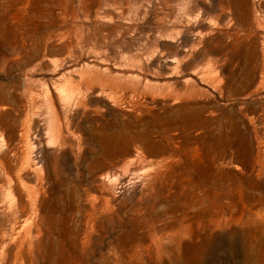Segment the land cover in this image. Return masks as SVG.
<instances>
[{
	"label": "rangeland",
	"instance_id": "rangeland-1",
	"mask_svg": "<svg viewBox=\"0 0 264 264\" xmlns=\"http://www.w3.org/2000/svg\"><path fill=\"white\" fill-rule=\"evenodd\" d=\"M1 2L0 264H50L52 242L58 264H264V20L222 0ZM148 220L189 227L190 249H111Z\"/></svg>",
	"mask_w": 264,
	"mask_h": 264
},
{
	"label": "bare ground",
	"instance_id": "bare-ground-1",
	"mask_svg": "<svg viewBox=\"0 0 264 264\" xmlns=\"http://www.w3.org/2000/svg\"><path fill=\"white\" fill-rule=\"evenodd\" d=\"M13 1L19 2L21 0H13ZM222 1L224 2V4L223 2H221V7L224 11L228 13V15L232 12L235 13V18L232 16H229L228 18L229 20L232 19L230 20L231 22H233L235 19V21L240 25H246V26L255 25L259 27L261 24V21L264 20V4L260 7V9L256 7L251 9L249 0H222ZM29 2L30 0H26L27 4H29ZM3 8L4 7L0 0V13L3 12ZM3 26H4V17L2 14H0V31L3 29ZM196 33H197V36L199 37L202 35L201 34L202 32H200V30H198ZM244 34L245 32L241 29L240 36L238 34L235 37L237 40H239L240 38H242ZM239 43L246 46L249 52L251 51L252 54L256 53L257 51L256 43L247 44L242 41ZM263 57H264V54H263ZM251 60L253 59L251 58ZM262 72H264V69H262ZM29 91H30V88L28 85H26L25 88L23 89V94H28ZM186 148L190 149V145L188 143L186 144ZM193 152H194L193 156L199 155L198 148H195ZM199 161L200 162H195V159H192L190 163L191 171H187L184 174L186 180L190 183L194 181L192 178V170L196 169L197 163L198 164L200 163V165L204 163H210L212 159L207 154V155H202ZM263 166H264V163H263ZM157 176L159 175L157 174ZM150 189L152 192H154V187L152 185ZM111 197H112V193H109L107 194V196H105L104 210L109 211L110 209L109 204H110ZM94 216H95L94 212L90 213V217L92 219L94 218ZM139 228H146L147 230L145 231V233H139L137 231ZM191 235H192L191 229L182 224L177 229L174 228L169 231L158 232L154 224L150 220L145 221V222L138 221L134 225L131 226V229L128 232L124 233L122 237L119 238L117 243L114 246H112L111 249L114 251L129 250L131 253L135 255L138 254V251H141V250H147V251L154 250L157 255L156 259L159 261L161 258V255L167 252V248H173L174 250H180V249L186 248L189 250L190 248L188 246L180 245L182 244L180 243V241L183 238L191 237ZM68 236H69V247L72 250H75L74 248L77 247V245L74 242L70 232L68 233ZM84 237L85 239L90 238V233L86 231V235ZM246 247L248 248V251H246L244 255L246 257L247 256L250 257V255L253 253V251H251L252 248L254 247L253 241L248 240V242H246ZM65 249L66 248H64V246H62L60 243L52 242L51 246L47 250L50 264H58V260L62 257L63 253L65 254L68 251V250L65 251ZM74 254L75 253L69 254V257H70L69 259L71 261L74 260L75 258ZM173 261H176V259ZM102 264H108V262H103Z\"/></svg>",
	"mask_w": 264,
	"mask_h": 264
}]
</instances>
